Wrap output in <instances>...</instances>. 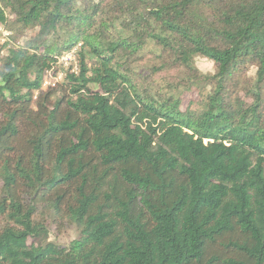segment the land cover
Masks as SVG:
<instances>
[{"label":"trees","instance_id":"trees-1","mask_svg":"<svg viewBox=\"0 0 264 264\" xmlns=\"http://www.w3.org/2000/svg\"><path fill=\"white\" fill-rule=\"evenodd\" d=\"M0 26V264H264V0H0Z\"/></svg>","mask_w":264,"mask_h":264},{"label":"rangeland","instance_id":"rangeland-1","mask_svg":"<svg viewBox=\"0 0 264 264\" xmlns=\"http://www.w3.org/2000/svg\"><path fill=\"white\" fill-rule=\"evenodd\" d=\"M7 16L10 17V15L6 12ZM12 33L5 29L3 26H0V49L1 53H3L5 50L13 47H18L22 42L23 39L18 38L16 41L12 37ZM12 37V38H11ZM67 59L66 56L62 59L59 58V61L57 62V66L59 65V72L57 75L52 74V76L46 75L44 77L46 83L55 82L56 80L62 79V73L65 69L68 67L69 59ZM196 65L199 68V70L203 73L212 72L213 67L210 61L203 57H197L196 58ZM47 85V84H46ZM46 85H43V89L46 88ZM197 97V93L195 91L193 92H184L183 93V103L181 105L182 108H184L188 101L190 99H195ZM78 237V230L74 226L67 227L63 232L60 234H56L54 231V228H50V234H49V240H52L53 242L61 245V246H68L69 243Z\"/></svg>","mask_w":264,"mask_h":264},{"label":"built area","instance_id":"built-area-1","mask_svg":"<svg viewBox=\"0 0 264 264\" xmlns=\"http://www.w3.org/2000/svg\"><path fill=\"white\" fill-rule=\"evenodd\" d=\"M65 56H66L67 59H69V61H71L72 58H73L71 54H66V55H64V56L61 57V58L63 59ZM67 59H65V60H67ZM58 61H59V59H58ZM52 74H53V73H52V71L50 70V71H47V72H46L45 76H46V75L52 76ZM45 76H44V77H45ZM56 81H57V80H56ZM46 82H47V81H45V79H44V80H43V85H46V84H47L46 86H48V85H52V84L54 83V82H50V83H46ZM43 85H42V86H43ZM43 87H45V86H43Z\"/></svg>","mask_w":264,"mask_h":264}]
</instances>
